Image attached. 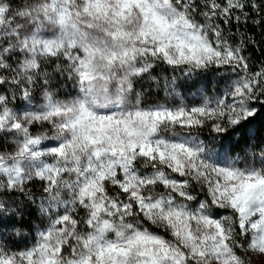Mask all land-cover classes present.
Masks as SVG:
<instances>
[{
	"label": "snow or ice",
	"instance_id": "1",
	"mask_svg": "<svg viewBox=\"0 0 264 264\" xmlns=\"http://www.w3.org/2000/svg\"><path fill=\"white\" fill-rule=\"evenodd\" d=\"M249 23L264 34V0H0V264L264 256V63L245 55L264 41ZM161 64L230 83L144 106L145 84L178 95Z\"/></svg>",
	"mask_w": 264,
	"mask_h": 264
},
{
	"label": "trees",
	"instance_id": "2",
	"mask_svg": "<svg viewBox=\"0 0 264 264\" xmlns=\"http://www.w3.org/2000/svg\"><path fill=\"white\" fill-rule=\"evenodd\" d=\"M235 28V25H233ZM240 28L245 32V34L252 36L257 41H264V34L261 33L260 28L253 27L251 23L245 25L241 24ZM260 49L257 50L253 48L252 46H249L247 52L245 55H251V65L253 71L258 70L262 63H264V42L260 44ZM154 75H156L158 78L161 79V84H163V78L167 76L169 79L174 75L177 79V91L184 92L188 91L187 97L190 100H193L195 97L199 95L200 90H205L208 94H210V97H213L215 95L214 91L212 90L213 86H215L216 82L218 81L217 76L214 74V72L210 71L208 73L201 74L199 76L193 77L192 80H186L185 77H183L181 71L177 70L173 72L171 68H168L166 65H159L154 72ZM195 81V83H193ZM58 89L64 88V85H58ZM68 88H70V84L67 85ZM149 85L145 84V95L144 99H148L150 101H155L158 96L161 95L160 90H157L155 85H151V91H148ZM137 90H140L139 86ZM206 93V94H207ZM264 134V133H261ZM211 135H214L210 132V125L209 127H205L202 132H200V136L202 139L204 138H210ZM246 147L245 144H240L239 146L233 148L231 150V154L234 156L240 155L243 156L244 148ZM195 193L198 194V197H202L203 199L206 196V193L200 192L199 188L197 187L194 190ZM36 215L33 213L31 217L26 218V222L24 223L23 227L20 228L21 234H27L31 233L30 228L35 225ZM150 227L151 230L156 231L155 227H152L151 225H147ZM157 232V231H156ZM15 240L19 242L20 237H15ZM31 244V243H30ZM22 246V244H21Z\"/></svg>",
	"mask_w": 264,
	"mask_h": 264
},
{
	"label": "rangeland",
	"instance_id": "3",
	"mask_svg": "<svg viewBox=\"0 0 264 264\" xmlns=\"http://www.w3.org/2000/svg\"><path fill=\"white\" fill-rule=\"evenodd\" d=\"M214 74L217 76L218 81L216 82L215 86H213V88H212V90L215 93V95L213 97L222 94L224 88L226 87V85L228 83H230V80L223 79V76L224 75L231 76L230 73H224L223 71H221L219 73H214ZM70 87H71V85H70ZM59 90L62 91V92H66L68 90V87L64 86V88H61ZM160 92H161V95L158 96L155 101H150L148 99H144V106H151V105L163 104V103H167L169 106H172L174 104H179V103L183 102V103L187 104L189 107H191V106H196V105H199L200 103H202L204 96H209V97L211 96L205 90H200L199 95L197 97H195L193 100H190L187 97V95H188V91L187 90L184 91V92L177 91L178 95H176L175 97L166 95V93L163 91L162 88L160 89ZM15 103H16L17 106H20V105H24L26 102L17 99V101ZM33 131L35 132V131H37V129L34 128ZM216 147L217 148L220 147L219 143H217ZM0 150H2V149H0ZM231 155L234 156L233 154H231ZM34 190L39 192V183L38 182H37ZM159 190H162V189H159ZM198 198L199 199H203L200 196ZM216 211L220 215H227L228 214L227 210H219V209H217ZM34 223H35L36 226H39V219L37 217H36V220H35ZM146 226H147V224H146ZM155 229L160 234H163V235L167 236V234L164 233L161 229H158V228H155ZM23 235L28 237L26 243L29 246L31 245L30 243H33L35 238H36V232L35 231H33L31 233L23 234ZM24 246L25 245L22 244L21 247H24ZM248 255L251 256V260H250L249 264H264V256H259V255L255 254V253H250ZM245 258L247 260V256Z\"/></svg>",
	"mask_w": 264,
	"mask_h": 264
}]
</instances>
